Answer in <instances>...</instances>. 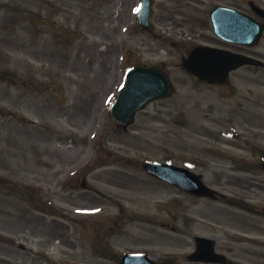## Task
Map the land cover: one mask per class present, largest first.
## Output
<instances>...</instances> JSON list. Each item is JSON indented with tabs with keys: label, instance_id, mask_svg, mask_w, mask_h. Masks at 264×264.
<instances>
[{
	"label": "rangeland",
	"instance_id": "1",
	"mask_svg": "<svg viewBox=\"0 0 264 264\" xmlns=\"http://www.w3.org/2000/svg\"><path fill=\"white\" fill-rule=\"evenodd\" d=\"M250 1L264 7L154 0V36L142 0H0V264H113L135 250L202 264L187 260L195 235L232 264H264V215L225 200L264 192V66L221 83L182 66L201 44L264 61V38L247 49L210 21L215 4ZM134 63L165 64L176 92L124 127L110 107ZM148 160L187 166L224 198L159 181Z\"/></svg>",
	"mask_w": 264,
	"mask_h": 264
},
{
	"label": "water",
	"instance_id": "2",
	"mask_svg": "<svg viewBox=\"0 0 264 264\" xmlns=\"http://www.w3.org/2000/svg\"><path fill=\"white\" fill-rule=\"evenodd\" d=\"M151 0H144L139 13L140 23L152 28L150 23ZM214 28L221 37L244 45H254L258 42L263 28L262 25L250 16L232 8L218 6L211 14ZM246 62L256 60L234 54L232 52L201 46L194 49L184 66L195 75L207 81L225 79L228 71ZM171 81L160 68L151 66H134L126 75L123 86L116 102L112 107V115L123 123H132L135 113L147 103L168 97L173 93ZM147 170L177 185L189 192L198 195L214 196L212 189L201 180V175L192 173L184 167L170 163L149 162ZM191 259L205 261H219L224 257L213 251V242L205 237H197V250L190 256ZM121 264H157L146 255L131 254L124 257Z\"/></svg>",
	"mask_w": 264,
	"mask_h": 264
},
{
	"label": "flooded vegetation",
	"instance_id": "3",
	"mask_svg": "<svg viewBox=\"0 0 264 264\" xmlns=\"http://www.w3.org/2000/svg\"><path fill=\"white\" fill-rule=\"evenodd\" d=\"M259 5L258 4H255L254 2H250V9H251V12L253 13H257L256 11V8L258 7ZM261 19V18H260ZM262 20V19H261ZM102 33V32H101ZM86 38V37H85ZM97 47H98V44H97ZM259 208H257L258 210ZM264 210H262L263 212ZM260 215H262V213H259ZM256 228L261 231L262 233L264 232L263 229H264V226L261 222H258L256 223Z\"/></svg>",
	"mask_w": 264,
	"mask_h": 264
}]
</instances>
